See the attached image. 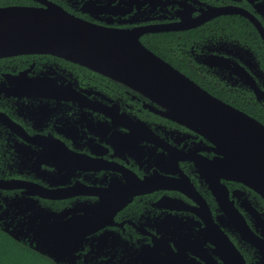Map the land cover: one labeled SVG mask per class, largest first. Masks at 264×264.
<instances>
[{"label":"flooded vegetation","instance_id":"obj_1","mask_svg":"<svg viewBox=\"0 0 264 264\" xmlns=\"http://www.w3.org/2000/svg\"><path fill=\"white\" fill-rule=\"evenodd\" d=\"M52 5L138 32L162 60L264 124L255 116L264 113V0H0V9ZM159 108L50 52L0 54V231L34 234L37 204L51 227L66 228L98 203L104 215L83 231L76 264H226L229 241L246 264H261L264 198L242 181L217 184L215 143Z\"/></svg>","mask_w":264,"mask_h":264},{"label":"water","instance_id":"obj_2","mask_svg":"<svg viewBox=\"0 0 264 264\" xmlns=\"http://www.w3.org/2000/svg\"><path fill=\"white\" fill-rule=\"evenodd\" d=\"M138 36V32L90 23L57 5L0 9V54L50 52L135 89L160 106L162 115L215 143L218 156L212 161V173L217 184L220 178L242 181L264 198V124L210 95L147 49ZM36 187L40 196L51 198V190ZM37 206L34 234H23L22 226L3 230L17 241L27 240L33 250L56 264H76L83 231L96 229L104 215L100 205L87 204L85 216L74 218L66 228L51 227V211ZM113 213H107L108 218ZM243 224L249 228L244 220ZM228 244L231 254L223 258L226 264H246L233 243Z\"/></svg>","mask_w":264,"mask_h":264},{"label":"trees","instance_id":"obj_3","mask_svg":"<svg viewBox=\"0 0 264 264\" xmlns=\"http://www.w3.org/2000/svg\"><path fill=\"white\" fill-rule=\"evenodd\" d=\"M264 122V113L255 114ZM0 264H56L47 256L38 253L0 231Z\"/></svg>","mask_w":264,"mask_h":264}]
</instances>
